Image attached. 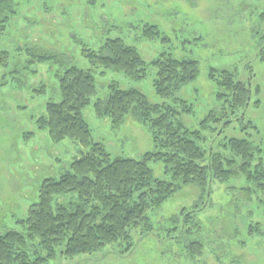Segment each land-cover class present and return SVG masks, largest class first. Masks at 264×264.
<instances>
[{"label": "rangeland", "instance_id": "rangeland-1", "mask_svg": "<svg viewBox=\"0 0 264 264\" xmlns=\"http://www.w3.org/2000/svg\"><path fill=\"white\" fill-rule=\"evenodd\" d=\"M14 11L0 32V51L9 54L7 64L0 65L1 233L23 231L20 220L37 201L42 180L58 178L79 157L76 143L68 138L53 141L36 120L45 113L48 101L60 100L57 74L72 65L89 67L84 46L98 50L106 39L121 38L148 63L146 76L139 81L121 71L95 72L97 94L83 109V116L94 140L102 142L113 157L138 158L152 150L150 135L130 115L113 130L107 117L95 115L93 103L106 95L111 82L141 91L151 103L168 102L152 84L156 73L152 61L164 49L177 59L198 61L197 77L176 93L193 106L192 113L181 115L188 128H197L210 110L226 107L216 96L220 88L208 76L212 69L230 70L237 80H245L247 70L253 69L244 121H235L240 112L230 114L233 121L214 146L221 150L224 137L232 136L264 144V64L259 56L264 47V0H14ZM144 24L156 25L170 44L142 38ZM249 121L254 127L247 126ZM219 126H213L215 131ZM214 135L206 132L201 145L208 148ZM150 166L155 177H165L161 162ZM242 185L244 181L237 178L215 180L209 194L197 185L182 187L148 212L153 230L143 238L140 230L133 231L134 247L129 253L124 243L72 259L57 249L55 258L44 264H264V235L248 234L256 222L264 230V204L238 201L231 187ZM196 208L187 221L184 213ZM196 239L204 250L191 257L187 245ZM35 256L31 253L30 260Z\"/></svg>", "mask_w": 264, "mask_h": 264}, {"label": "trees", "instance_id": "trees-1", "mask_svg": "<svg viewBox=\"0 0 264 264\" xmlns=\"http://www.w3.org/2000/svg\"><path fill=\"white\" fill-rule=\"evenodd\" d=\"M14 13V0H0V32ZM141 36L170 44V38L154 24H144ZM82 53L89 67L72 65L58 73L60 100L48 101L45 113L36 120L38 127L46 129L53 141L68 138L76 143L79 157L58 178L42 180L37 201L20 220L23 231L0 232V264H44L55 258L57 249L72 259L118 243L126 244L125 250L129 253L134 247L133 231L140 230L143 238L153 230L148 212L187 185H197L209 194L215 180L226 182L237 178L245 183L239 188L231 187L237 191L238 201L256 200L264 204V144L254 145L249 138L232 136L224 137L221 150H215L214 146L233 121L234 114H241L235 121H244L242 113L250 102L253 69L247 70L250 74L245 80H237L227 69L209 72V78L220 88L216 96L226 107L210 110L197 128H188L181 121V115L192 113L193 106L176 96L197 77L196 59H177L164 49L152 61L156 68L154 91L168 102L151 103L135 88L109 83L106 95L97 97L93 103L95 115L107 117L113 130L121 127L130 115L143 124L153 145L152 150L138 158L113 157L102 142L94 140L83 116V109L97 94L95 72L98 69L121 71L139 81L145 78L148 63L135 46L121 38L106 39L98 50L84 46ZM259 56L264 64V47ZM8 57L7 51H0V65H6ZM217 123L220 126L215 131L213 126ZM247 126L254 127L251 121ZM206 132L216 133L208 148L201 145L206 141ZM155 162L163 164L164 178L153 175L150 163ZM64 196L70 198L59 200ZM194 211L198 209L184 213L188 215L187 221L192 220ZM260 226V222L252 224L248 234L264 235ZM187 248L189 255L195 257L202 254L204 244L196 239ZM40 251L44 256L38 255ZM30 252L36 255L33 260Z\"/></svg>", "mask_w": 264, "mask_h": 264}]
</instances>
